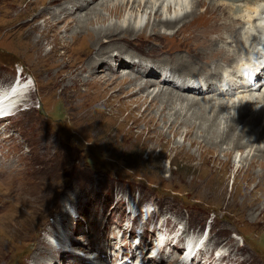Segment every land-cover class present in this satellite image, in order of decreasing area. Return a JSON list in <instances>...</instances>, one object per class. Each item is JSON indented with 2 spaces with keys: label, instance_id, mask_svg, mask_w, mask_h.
<instances>
[{
  "label": "rangeland",
  "instance_id": "rangeland-1",
  "mask_svg": "<svg viewBox=\"0 0 264 264\" xmlns=\"http://www.w3.org/2000/svg\"><path fill=\"white\" fill-rule=\"evenodd\" d=\"M192 1L196 0H186L185 7L192 6ZM209 3L214 4V10H208L205 22L211 21L209 17L224 18L215 9L219 5L234 11L250 7L237 0ZM14 5L24 6L15 0H0V87L19 83V74L27 83L31 78L34 82L32 93L15 115L0 121V264H136L139 259L149 264H180L187 241L178 234L185 231L190 238L206 241V253L200 251L193 257L194 261L198 258L193 264H207L205 257L215 258V253L227 255L215 264H264V185L258 179L262 169L257 165L256 174L247 171L258 152L234 149L229 162L225 154L233 148L223 145L201 159L202 151L185 139L186 128L182 125L174 128L178 136H174L173 126L162 129L165 137L152 130L144 135L136 130L123 136L110 123V109L101 102L94 113L95 123L87 126L84 82L90 74H55L59 70L54 61L39 57L28 45L25 28L8 33L3 21ZM81 6L77 2L62 10L61 17L65 18L59 27L70 23L68 12L75 16ZM103 13L89 28L109 21L128 23L125 12L118 16ZM12 20L19 22L24 17L12 16ZM148 22L147 14L145 24ZM145 30V37L151 38L153 28L148 25ZM55 35L52 33L44 44L43 56L53 48ZM63 36L70 42L73 31L58 37ZM205 39L207 43L210 38ZM81 41L82 37L73 49L80 50ZM145 41L137 45L146 46ZM156 44L150 43L152 51L142 54L124 47L121 56L166 65L169 71L167 57L181 54L193 60L184 50L163 51ZM229 47L232 50L235 45ZM237 52L241 57L245 54ZM106 57L107 65L113 67L111 57H118L117 52ZM110 70L100 65L92 78L109 73L107 80L117 79L116 85L130 73L124 68ZM76 79L83 81L78 87L73 83ZM64 86L70 89L68 93ZM3 125L5 129L1 130ZM240 166L245 169L238 172ZM16 180L32 192L36 203L23 199L18 202L7 196ZM146 206L153 214L150 220L142 216ZM12 209L24 216L17 233L4 220ZM165 220L169 221L168 227ZM164 229L167 233L163 236H167L160 234L164 240L159 241L157 236ZM141 243L145 250L138 248ZM156 246L162 251L155 253Z\"/></svg>",
  "mask_w": 264,
  "mask_h": 264
},
{
  "label": "bare ground",
  "instance_id": "bare-ground-1",
  "mask_svg": "<svg viewBox=\"0 0 264 264\" xmlns=\"http://www.w3.org/2000/svg\"><path fill=\"white\" fill-rule=\"evenodd\" d=\"M15 1L24 6L17 8L14 5L5 13L3 28L7 29L8 33L25 28L28 45L39 57L54 61L59 70L55 74H90L89 77H85L84 82L87 126L95 123L94 113L99 107L97 105L99 102L110 109V123L113 127L116 126L123 136L136 130L141 131L140 135H144L152 130L158 136L165 137L167 135L162 129L167 126H173L172 132L174 136H178L180 133L174 131V128L182 125L186 128L185 139L191 146H199V150L202 151L199 153L201 159L204 154L214 152L223 145L233 148L225 154L229 162L234 149L250 148V152H258L259 155H253L254 159L247 171L255 173L257 165L261 167L258 179L259 184L264 185V0H237L250 6L245 10L243 6L234 11L232 7L219 5L215 9L221 16L224 15V18L213 20L214 17H209L211 20L209 22L204 21L205 17L208 18L206 16L208 10H214V4H208L209 0L192 1L190 7H185L186 0ZM77 2L83 7L81 11L85 10L86 13L79 11L75 16H71L68 12L66 18H70V23L59 27L65 18L61 17L62 10ZM202 7L204 10H201ZM103 11L114 16L125 12L129 17L128 23L109 21L104 26L89 28L90 25L95 26L94 18L103 15ZM147 14L149 22L145 24ZM19 15L23 16L24 20L19 22L12 20V16ZM148 25L154 32L151 38L145 37ZM69 31H73L70 42H67L65 36L62 39L58 37L60 33ZM52 33H56L52 42L54 46L43 56L44 44L49 41ZM80 37L83 44L81 49H73ZM203 38L210 39L206 43ZM144 40L147 47L137 45V42L142 44ZM153 41L159 45V50L172 49L174 53L184 50L193 60L181 54L171 57L168 55L170 58L167 57L165 61L171 65L169 71V66L166 65L151 62L147 64L121 56L124 47L135 48L139 54L149 53L152 49L148 45ZM231 43L235 45L232 50L229 47ZM115 51L118 57H111L114 58L113 67L111 65L109 67L105 60L109 57L106 56H111ZM237 51L245 54L241 57ZM100 65L111 69L110 71L128 69L130 73L115 85L117 79L107 80L109 73L98 79L92 78V74H97L96 69ZM229 67L232 70H229ZM208 69L212 73H206ZM159 76L160 79L156 80ZM32 82L34 80L31 78L29 83L22 80L12 86L0 87V112L15 113L32 93ZM81 82L83 81L76 79L73 83L78 87ZM63 88L67 93L70 90L66 86ZM207 94L209 97H206ZM201 95L205 97L198 98ZM210 114L213 115L212 118L209 117ZM143 126L145 131L142 129ZM2 129H5L4 125ZM181 148L185 150V146ZM229 162L226 160V163ZM244 169L240 166L236 170L239 172ZM14 182L7 196L17 199L18 202L22 199L30 204L37 202L35 196H31L30 190L18 180ZM143 212L142 216L145 217L148 213ZM23 218L24 216L16 209L4 220L7 221L9 229L17 233ZM165 224L168 227L169 221L165 220ZM186 233L187 231L178 234L182 241L183 238L190 241L188 252L185 251L180 264H188L192 256L195 258L200 251L204 250L205 253L207 251L205 239L190 238ZM162 240L164 238L160 237L159 241ZM144 247L145 245L141 243L138 248L145 250ZM138 252L140 256L143 255L140 250ZM226 257V253L216 255L215 258L207 255L205 262L215 264ZM84 262L82 264L89 263ZM146 263L141 259L136 262Z\"/></svg>",
  "mask_w": 264,
  "mask_h": 264
}]
</instances>
